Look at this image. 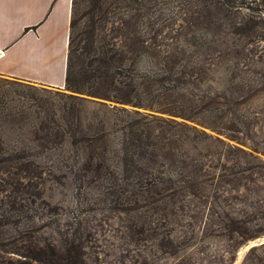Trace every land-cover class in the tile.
I'll return each instance as SVG.
<instances>
[{
  "label": "rangeland",
  "instance_id": "obj_1",
  "mask_svg": "<svg viewBox=\"0 0 264 264\" xmlns=\"http://www.w3.org/2000/svg\"><path fill=\"white\" fill-rule=\"evenodd\" d=\"M70 20L80 90L0 76V264H264V0Z\"/></svg>",
  "mask_w": 264,
  "mask_h": 264
},
{
  "label": "crops",
  "instance_id": "obj_2",
  "mask_svg": "<svg viewBox=\"0 0 264 264\" xmlns=\"http://www.w3.org/2000/svg\"><path fill=\"white\" fill-rule=\"evenodd\" d=\"M72 0H0V76L65 87Z\"/></svg>",
  "mask_w": 264,
  "mask_h": 264
},
{
  "label": "trees",
  "instance_id": "obj_3",
  "mask_svg": "<svg viewBox=\"0 0 264 264\" xmlns=\"http://www.w3.org/2000/svg\"><path fill=\"white\" fill-rule=\"evenodd\" d=\"M71 28H72V23L70 20V35H68V51L66 52V70H65V89L66 90H71V91H78L80 90V88H78L77 86H75V82L72 80V70L74 69V62H73V57L75 56L74 53L76 51L74 45H73V39L71 37ZM76 73V71H75ZM138 105H143V106H149V105H145V104H139ZM42 252L41 249H39L38 252L35 253V258L34 260L39 261L40 264H55L54 263V257L49 256L46 258H42L40 256V253ZM66 263L69 264H78V261L76 260V258H71L66 260Z\"/></svg>",
  "mask_w": 264,
  "mask_h": 264
}]
</instances>
